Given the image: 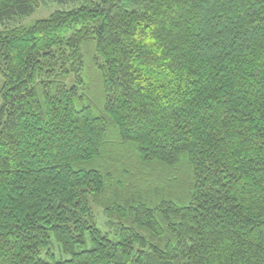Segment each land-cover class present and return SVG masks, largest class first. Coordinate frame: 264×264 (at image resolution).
I'll use <instances>...</instances> for the list:
<instances>
[{
  "label": "trees",
  "instance_id": "obj_1",
  "mask_svg": "<svg viewBox=\"0 0 264 264\" xmlns=\"http://www.w3.org/2000/svg\"><path fill=\"white\" fill-rule=\"evenodd\" d=\"M0 25V264H264V0Z\"/></svg>",
  "mask_w": 264,
  "mask_h": 264
},
{
  "label": "rangeland",
  "instance_id": "obj_2",
  "mask_svg": "<svg viewBox=\"0 0 264 264\" xmlns=\"http://www.w3.org/2000/svg\"><path fill=\"white\" fill-rule=\"evenodd\" d=\"M57 5H52V6H43L41 7L39 10H37L32 16L26 18V21L24 22V24L26 25H30L34 22V20L39 19V18H46L50 15L51 12L57 10ZM2 29L1 25H0V30ZM2 84V79L0 78V87ZM94 211L95 214L97 216L98 222L99 223H104L105 218H104V214L103 211L99 208L94 206ZM104 229L106 230V228L104 227Z\"/></svg>",
  "mask_w": 264,
  "mask_h": 264
},
{
  "label": "bare ground",
  "instance_id": "obj_3",
  "mask_svg": "<svg viewBox=\"0 0 264 264\" xmlns=\"http://www.w3.org/2000/svg\"><path fill=\"white\" fill-rule=\"evenodd\" d=\"M26 60V59H25ZM109 119V118H108ZM19 121V120H18ZM161 150V149H160ZM73 168V167H72ZM117 188V187H116ZM118 200V199H117ZM114 256V255H113ZM116 256V255H115Z\"/></svg>",
  "mask_w": 264,
  "mask_h": 264
}]
</instances>
